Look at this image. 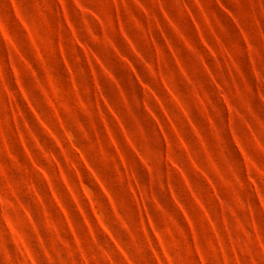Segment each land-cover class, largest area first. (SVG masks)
I'll list each match as a JSON object with an SVG mask.
<instances>
[{
    "label": "clouds",
    "instance_id": "1",
    "mask_svg": "<svg viewBox=\"0 0 264 264\" xmlns=\"http://www.w3.org/2000/svg\"><path fill=\"white\" fill-rule=\"evenodd\" d=\"M14 6L19 9L23 25L30 30L32 39L25 33L23 25L17 22ZM198 8H202L212 22L214 36H209ZM188 9L201 24L208 43L216 50L218 61H212L200 48ZM165 11L169 21L192 41L197 58L203 56L208 60L215 81L201 74L187 84L176 61L167 51L158 63L156 57L149 55L146 48L138 43L142 64L119 39L121 30L134 38L133 29L139 30L145 22L149 27L159 26L167 32L165 20L159 18ZM156 35L159 39V33ZM105 37L111 43H106ZM169 39L177 49L176 56L185 70L191 73L187 53L177 46L171 34ZM33 40L56 82L59 103L67 108V112L61 109L64 129L104 188L111 193L118 216L113 213L95 180L84 171L79 155L71 152L40 94L36 77L28 68L30 66L36 71L40 83L46 87ZM80 44L93 52L121 81L131 111L137 118L132 120L118 102L114 89L109 87V82L97 69L103 94L127 130V139L135 146L134 152L128 148L115 121L105 112L113 137L120 146V155L127 165L126 170L121 168L120 156L112 150L104 135L95 102L85 93L86 87L92 88V80L78 47ZM114 49L136 65L140 78L160 98L168 117L188 146V153L180 148L158 106L151 101L150 107L168 132L170 148L165 145L155 124L146 119L144 94L139 86L133 88L135 77H131L130 84V73L120 70ZM62 55L67 57L81 84L79 96L70 92ZM144 64L151 65L156 71V80L151 78ZM16 72H19L18 79L32 108L61 138L73 162L80 168L83 182L96 204L107 234L96 225L88 202L80 191L79 180L65 165V175L80 198V205L89 217L95 236L89 234L78 216H74L76 209L71 197L58 177L50 172L53 185L58 186L57 196L69 216L74 217L71 231L79 238L78 242L64 224L53 220L55 230L52 231L40 217H35L39 231L29 237L17 221V213L9 210V218L16 224L17 232L24 236V244L31 255L21 248L6 228L0 226V264H157V261L159 264H264V0H0V208L8 200L15 203L22 195L34 196L38 188L30 179L21 184L12 175L13 169H21L22 162L17 163L15 158L18 143L11 146V152L8 150L10 104L13 108L19 105L18 117L23 113L20 131L24 132V143L37 162L41 149L61 159L54 142L42 131L23 103ZM161 76L175 93V100L160 84ZM178 84L183 87L178 89ZM193 88L205 101L206 117L192 95ZM177 102L188 113L191 125L184 118V112L176 106ZM208 120L212 121L211 125ZM25 122L27 130L23 127ZM193 126L199 130V139L191 132ZM83 130H87V137ZM29 133L38 138L39 149L32 143ZM169 157L192 182V191L200 198L210 219L204 216L183 187L180 176L168 164ZM45 168L47 170V162ZM118 170L121 173L127 171L129 176L135 174L132 186L136 187L138 183L137 195L144 193L147 211L155 231L159 233V240L151 234H144L135 202L128 192V181L125 179L123 184L120 183ZM205 176L215 185V194L208 187ZM193 177L200 179L196 181ZM171 193L175 194V200ZM153 199L159 208L153 204ZM177 201L183 206L191 225L177 208ZM219 201L223 202V211Z\"/></svg>",
    "mask_w": 264,
    "mask_h": 264
},
{
    "label": "rangeland",
    "instance_id": "2",
    "mask_svg": "<svg viewBox=\"0 0 264 264\" xmlns=\"http://www.w3.org/2000/svg\"><path fill=\"white\" fill-rule=\"evenodd\" d=\"M143 7V5H140ZM200 12L201 19L204 22V26L207 29L209 36L215 35V29L212 26V22L208 19L207 14L203 11L202 8L197 9ZM189 18L192 21V28L196 33V38L199 41L200 48L204 49L207 52L209 58L212 61H218L216 50L208 43V39L205 38V34L201 29V24L196 21L194 16H191V9H188ZM14 13L18 23L23 25V18L18 8L14 6ZM160 19H164L167 24L168 31L164 32L163 29L159 26L149 27L145 22L142 26H140L139 30L133 29L135 32L134 38L129 37L127 32L123 30L119 33V39H121L129 53L133 55L139 62L142 64L143 59L141 54L137 51V44L143 45L148 51L149 55H154L159 62H161L164 58L163 53L167 51L169 55L173 57L176 61V66L180 71L181 77L183 81L187 84L192 83V79L194 76H200L201 74H205L209 79L215 81V74L208 67V60H205L203 56L195 55V48L192 41L186 38L176 27L175 23H172L167 18V12L160 13ZM25 33L28 34L29 39H32L30 35V30L26 25H23ZM156 33H159V39L157 38ZM169 34H171L172 39H174L179 48L184 49L187 53V62L191 68V73L185 70L184 64H182L179 58L176 56L177 49L172 46V40L169 39ZM106 43H111L107 37H105ZM217 45L220 44V41L216 40ZM33 47L36 52V58L40 63V67L43 71L46 80V87L40 83L38 74L35 70L31 69L28 66L29 70L32 71L33 77H36V83L39 86V91L41 96L46 101L47 108L53 114L56 125L59 130L63 133V139L67 142L68 147L71 152L76 153L80 157V163L83 165L84 171L89 175V177L95 180L96 185L100 188L103 193V197L108 201V203L112 207V211L115 215H119L116 209L115 202L113 201L111 193H109L105 188L104 184L101 183L99 177L96 176V172L89 166L87 159L80 152V149L76 147V145L72 144L71 137L68 135L67 131L64 129V119L61 113V109L63 108L65 112H67V108L64 107L63 104H60V96L57 92L56 82L53 78V75L48 69L47 63L44 60L43 54L39 50V46L35 44L33 40ZM80 51L83 53L84 61L87 64L88 74L91 76L92 80V88H85V93L90 96L91 101L95 102V106L97 112L99 114L100 124L103 128L104 135L108 138L112 150L120 156L121 168H127V165L124 163V157L120 155V146L117 144L116 139L113 137L112 128L108 124L107 117L105 116V112L107 115L111 117L113 121H115L117 127L119 128L120 134L125 138L127 142V146L131 151H135V146L131 143L130 140L127 139V130L124 128L123 124L120 121V117L116 114L115 110L109 104L107 98L103 94V88L100 86L99 77L97 74V69L100 70V73L103 75L104 79L109 82V87L114 89L118 102L128 111V115L135 121L137 118L132 113L128 96L125 93L124 89L121 87V81L116 78L113 72L108 71L100 61V59L91 52L88 48H85L82 44L78 45ZM115 59L118 65H120V70L127 71L130 73L129 83L131 84V77H135V86H139L140 90L144 94L143 108L146 113V119L151 120L152 123L155 124L156 128L159 130L160 135L166 146L171 147L169 142L168 132L165 131L164 124L161 123L160 118L156 115V113L152 110V107L149 105V101L158 106L161 115L167 121L168 128L174 134L175 139L180 146L184 150L185 153H188V146L186 145L183 137L177 131L175 123L168 117V112L164 108L163 103L160 98L155 94L152 89L144 83V81L140 78L139 74L136 70V65H134L127 56H123L119 53L118 49H114ZM63 59V71L67 73L69 77V85L70 92L76 96H79L81 84L78 82L75 74L72 70V65L68 62L66 56L62 55ZM144 67L151 73V78L156 80L157 73L153 70L151 65L144 64ZM217 67L220 65L217 63ZM227 67V65H225ZM17 76V87L20 89L23 103L27 106L28 110L31 112L32 117L39 124V127L42 129L44 133L48 135L50 140L54 142L56 149L60 153V157L63 160L61 163V159H57L55 154L44 153L41 149V157L39 159V163L37 159L33 157V153L29 150L28 145L24 143L25 136L24 132L20 131V119L23 118V113H20V116H17V112L19 111V105H16L14 108L12 105H9L11 109L10 113V128L8 130L7 140H8V150L11 152V146L18 143V152L15 154V158L17 163H21V169L17 171L16 169L12 170L13 177L17 180L18 183H24L25 179H30L33 185H38V188L35 191L34 196L32 195H22L17 199L15 203L12 200H8L4 202V206L0 208V226L7 229V231L16 238V242L23 248V250L31 255L28 252L27 246L24 244V236L17 232V226L13 223V221L9 218L8 211L12 210L17 213V221L18 223L25 228V234L31 235L33 233L38 232L39 230L36 228L35 217L42 218L47 225L49 230L54 231L55 225L53 224V220L57 223L64 224L69 230L70 235L73 239L77 240L78 237L75 235L72 230L73 218L70 217L68 211L65 209L64 203L61 202L59 197L57 196V187L53 185V180L51 179L49 173L52 172L53 175L57 176L59 181L62 182L63 189L68 193L71 197L72 204H74L76 213L74 216H78L82 223L86 226L90 235L95 236V232L92 229V224L89 220L88 215L85 213L84 209L80 205V198L78 194L73 190V186L68 182V178L65 175V165L68 169L75 174L77 180H79L80 191L83 193V197L88 202V208L91 211L92 218L95 220L96 225L107 234V229L104 227V222L101 219L100 215L96 211V204L94 203L92 196L89 194L88 188L85 186L83 182V177L81 175L80 168L77 167L76 163L73 162L72 158L69 155V151L66 150L65 143L61 142V138L57 136L55 132L51 128L48 127L43 120H41L39 113L32 108L31 101L28 99V96L24 94L23 88L18 79L19 72L15 73ZM160 84L164 87L165 91L168 93L170 97L175 100V93L172 92L170 88H168L167 82L162 78H159ZM183 87L182 84H178V89ZM192 95L196 97V100L199 102V108L203 110V115L206 117L208 115L207 106L205 104L204 99H201L199 93L195 88L192 89ZM11 99V97H10ZM135 99V96H133ZM176 106L180 109V111L184 112L183 105L177 102ZM81 107H84L82 104ZM91 118V117H89ZM184 118L188 120L191 125V119L188 116L187 112H184ZM8 119V117H6ZM208 123L211 125L212 121L208 120ZM24 129H28L27 122L24 123ZM139 127V124H137ZM85 137H87V130H83ZM93 132H95V125H93ZM192 134L199 139V130L194 126L191 127ZM15 133V134H13ZM31 135V133H29ZM32 143L39 149L40 144L39 140L36 136L31 135ZM141 162H143V158L139 157ZM189 159L191 156L189 154ZM45 162H47V170L45 168ZM168 164L174 169L178 175L180 176L183 187L188 190L191 195L192 200L198 206L200 211L204 214V216L210 219L207 209L201 203L200 198L196 195L195 192L192 191V182L189 181L188 177L185 175L184 171L179 168V166L172 160L170 157L168 158ZM195 168V165H194ZM148 172H151V169H147ZM117 175L119 176L120 183L123 184L125 179L128 181V192L130 193L132 200L135 202L136 212L139 214L140 221L142 227L144 228V234H151L152 237L159 240V233L155 231V226L152 221L151 215L148 214L147 211V203L145 201L144 193L140 192L137 195L138 183L136 187L132 186V179L134 177V173L132 176H129L127 171L121 173L119 170L117 171ZM199 177H193V180L198 181ZM205 181L207 182L208 187L215 194L216 189L215 185L212 184L211 180L205 176ZM172 199L175 200V194L171 193ZM48 200V203L45 204V200ZM153 204L159 208L158 202L153 199ZM177 208L180 212L183 213L185 221L191 225V220L187 216V213L184 212L183 206L179 204L177 201ZM223 211V202H218ZM43 243V239L40 241ZM163 250V249H162ZM159 264V261H157Z\"/></svg>",
    "mask_w": 264,
    "mask_h": 264
}]
</instances>
